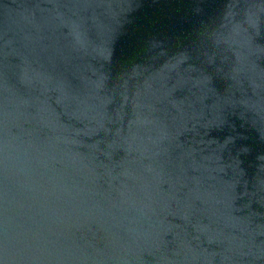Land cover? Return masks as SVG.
Instances as JSON below:
<instances>
[{
	"label": "water",
	"instance_id": "water-1",
	"mask_svg": "<svg viewBox=\"0 0 264 264\" xmlns=\"http://www.w3.org/2000/svg\"><path fill=\"white\" fill-rule=\"evenodd\" d=\"M0 264H264V0H0Z\"/></svg>",
	"mask_w": 264,
	"mask_h": 264
}]
</instances>
